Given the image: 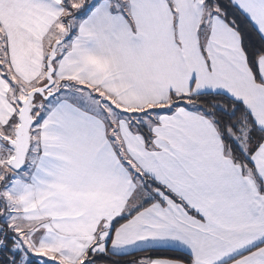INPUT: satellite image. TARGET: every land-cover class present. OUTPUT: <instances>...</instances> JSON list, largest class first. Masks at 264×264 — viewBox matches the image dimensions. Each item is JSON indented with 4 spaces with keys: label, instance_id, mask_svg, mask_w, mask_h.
Wrapping results in <instances>:
<instances>
[{
    "label": "snow or ice",
    "instance_id": "6c2138e0",
    "mask_svg": "<svg viewBox=\"0 0 264 264\" xmlns=\"http://www.w3.org/2000/svg\"><path fill=\"white\" fill-rule=\"evenodd\" d=\"M0 264H264V0H0Z\"/></svg>",
    "mask_w": 264,
    "mask_h": 264
}]
</instances>
